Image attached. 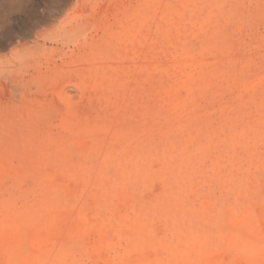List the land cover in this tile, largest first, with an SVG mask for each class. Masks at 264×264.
<instances>
[{"label":"rangeland","instance_id":"obj_1","mask_svg":"<svg viewBox=\"0 0 264 264\" xmlns=\"http://www.w3.org/2000/svg\"><path fill=\"white\" fill-rule=\"evenodd\" d=\"M7 13L0 264H264V0Z\"/></svg>","mask_w":264,"mask_h":264},{"label":"bare ground","instance_id":"obj_2","mask_svg":"<svg viewBox=\"0 0 264 264\" xmlns=\"http://www.w3.org/2000/svg\"><path fill=\"white\" fill-rule=\"evenodd\" d=\"M4 3L6 5L5 8H7V9L0 10V16H1L0 22H6V20H7V15H4L3 13L8 12L7 14H10V10L13 7L17 8V7L23 6L24 4H27V0H23V1H19V2H15L14 0H9L8 2L6 1ZM0 5H3V3L1 1H0ZM23 21H24V26H23L22 30H16V29H13L12 27H8V26L3 27L2 30H0V52L5 50L14 41H17L18 44L20 42L24 41L29 36L32 29L35 28L37 25H39L42 22V19H36L35 17L29 16V17H27V19H24ZM46 28H47V26H46ZM46 28L43 27V29H46ZM39 32L40 31H38V33ZM12 47H14V46H12ZM15 47H16V45H15ZM10 54L13 55L14 52H11ZM5 59H6V55L0 54V60H5ZM250 223H251V221H250ZM2 248H4V247H2ZM1 250L3 252L4 249H1ZM2 252L0 255H3V253H4V256H5V252H3V253ZM4 259H5V257H4Z\"/></svg>","mask_w":264,"mask_h":264}]
</instances>
